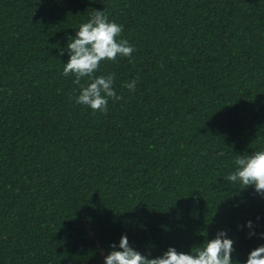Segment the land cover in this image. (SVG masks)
Returning <instances> with one entry per match:
<instances>
[{"label": "trees", "instance_id": "16d2710c", "mask_svg": "<svg viewBox=\"0 0 264 264\" xmlns=\"http://www.w3.org/2000/svg\"><path fill=\"white\" fill-rule=\"evenodd\" d=\"M105 9L136 51L101 63L121 99L94 113L63 63ZM259 150L264 0H0V264H103L125 233L154 258L220 229L243 264L264 195L226 178Z\"/></svg>", "mask_w": 264, "mask_h": 264}, {"label": "clouds", "instance_id": "9594fccd", "mask_svg": "<svg viewBox=\"0 0 264 264\" xmlns=\"http://www.w3.org/2000/svg\"><path fill=\"white\" fill-rule=\"evenodd\" d=\"M123 25L110 20L104 11L94 10L93 14L79 25L75 36L68 37L67 55L69 60L63 63V75L73 76L78 95L74 101L78 105L90 108L94 113H106L109 100L121 97L115 90L116 77L113 73L96 75L103 61H116L117 57L130 58L136 51L127 39L122 37ZM60 55L65 49H59ZM137 81L126 83L130 91L136 90ZM222 156L223 153H220ZM235 167L226 180L230 184L253 187L264 195V150L238 155L234 160ZM251 219L238 225L243 231L248 230L247 238L264 239V231L258 230V221ZM236 240L229 235L228 229H220L214 238L189 252L178 251L169 246L162 255L150 258L142 254L129 241L128 235H121L118 243L110 245L111 250L103 257V264H241L234 260ZM243 264H264V244L252 249Z\"/></svg>", "mask_w": 264, "mask_h": 264}]
</instances>
